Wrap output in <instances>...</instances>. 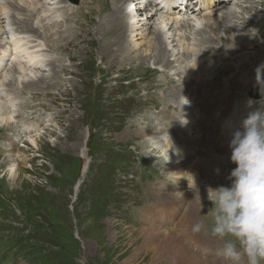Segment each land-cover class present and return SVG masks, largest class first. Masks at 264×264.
I'll return each instance as SVG.
<instances>
[{
	"label": "rangeland",
	"instance_id": "1",
	"mask_svg": "<svg viewBox=\"0 0 264 264\" xmlns=\"http://www.w3.org/2000/svg\"><path fill=\"white\" fill-rule=\"evenodd\" d=\"M37 1V6L33 3V13L40 12L33 26L36 28L35 36H40L34 38L33 33H29L28 40L34 38L38 42L41 39L46 43V37L41 36L45 30L47 40L52 39L65 49L61 46L53 48L51 42L44 48V53L54 61L52 66L47 64L40 70L48 76V80L39 81V84L44 87L48 84V91L30 92L19 84V88L15 86V91L10 92L9 87H12L8 84L5 91L8 94L0 95L4 102L0 104L1 111L3 108L11 111L15 108L14 113L17 114L12 122H2L0 127V264H175L174 256L160 246L162 238L157 237L154 243H146L142 239V230L150 227L151 230L156 228L163 236L171 229L180 237L176 245L187 247L196 255L199 259L197 264H230V261L217 255L223 242L207 231L211 223L208 190L210 192L209 188L219 185L228 186L231 183L229 173L236 167L229 161L230 149L223 153L206 152L202 155L198 152L191 156H200L208 160L212 168L219 170L214 174L215 179L205 181L202 178L209 175L210 170L206 173L205 169L209 167L202 168L200 174L204 175L201 178L203 181L200 179L196 181L197 185H193L197 189H185L186 193L192 194L190 198L193 197L189 202L197 201L196 218L204 227L199 232L181 235L188 232L187 229L181 231L177 225L184 224L180 218L186 208L175 209L174 202L166 194L165 185L173 178L169 160L164 162L170 151L159 150L160 147L167 148L161 141L162 135L169 132L164 129L167 122L165 113L169 111L175 117L176 123L172 125L178 129L177 134L182 135L179 130L182 129L185 110H181L182 106L179 110L176 108L181 105V98L175 101L170 97L169 100L165 95L174 89L177 81L172 83L171 77L178 79L173 71L179 70L186 80L195 81L191 85L198 89L200 97L210 92L211 96L206 100L197 99L191 103L196 105V110H200L206 104L215 103L213 96L216 90L230 88L228 79L232 75L223 68L233 69L235 66L234 70H237V63L241 60L249 63V69L238 76L242 78L249 76L251 67L255 69L261 64L259 59L264 63V0H252L256 7L244 8L245 12L241 10L243 7L236 5L242 0L234 4L229 1L230 5H224L222 10H239L242 19H245L244 23L240 20L236 23L233 19L235 22H227V25L223 21L225 32L233 38L232 42L224 34V42L216 41L211 46H197L196 40H193L195 45L186 42L181 50L194 48L195 56L191 55L190 61L184 62L182 60L187 58L169 61L167 56L171 68H166L165 60L156 61L150 47L147 49L151 27L145 35L132 38L127 33L122 46L112 45L113 48L106 50L100 45L101 39L109 37L113 40L124 32L123 27L126 26L121 13L123 20L119 27L110 29L107 36H101L97 31L99 20L113 8L108 0H97L94 5L84 8L80 0L77 4L72 0ZM26 3L20 2L19 7L30 10ZM122 4L123 0L119 2V5ZM20 13L25 16V12ZM206 15H210L209 12L200 16L204 22L207 21ZM41 17L53 18L43 21L44 30L40 24ZM51 24L54 26L49 32L46 29ZM53 32L55 35L52 38ZM238 32L248 36L237 37ZM60 33L66 34L68 39L65 35L59 39ZM2 36L0 43H5L6 39ZM193 37H199L196 31ZM152 42L153 45L159 44L156 39ZM252 49L259 53L257 59L249 60L247 56ZM192 63L198 64L197 69ZM202 69L206 70V76ZM163 70L171 77L160 74ZM183 70L186 71L183 73ZM194 70V77L193 74H185ZM198 72L200 76L211 79L204 81L207 85L201 81ZM37 86L34 88H39ZM245 94L230 103L234 118L254 106L255 103L249 104L244 99H264L256 83H250ZM217 99L222 98L219 96ZM189 112L191 114V110ZM245 117L244 114L243 119ZM214 120H209L211 126L215 124ZM25 126L33 131H25ZM151 128H155V133L147 134L146 131ZM32 139L36 140L35 145ZM11 140L15 145L12 149L8 145ZM9 160L19 164L14 178L7 175ZM155 202L165 210L164 213L152 209Z\"/></svg>",
	"mask_w": 264,
	"mask_h": 264
},
{
	"label": "bare ground",
	"instance_id": "2",
	"mask_svg": "<svg viewBox=\"0 0 264 264\" xmlns=\"http://www.w3.org/2000/svg\"><path fill=\"white\" fill-rule=\"evenodd\" d=\"M22 1L28 2L26 4L29 5L30 10H24L19 7L20 2L22 3ZM53 1H56V0H53ZM96 1L97 0H85V1L80 0L81 3L83 2V8L86 6L94 5ZM108 1L113 6V8L110 10V13H107L104 17L101 18V20H99L100 23L97 25V31L101 34V36H107L106 33L110 31V29L112 31L113 28L119 27L121 19L123 20V17H122L123 15L125 17L126 26L123 27L124 32H122V34L121 33L118 34L117 36L115 35L116 37H114L113 40L109 39V37L108 38L106 37V39L104 40L101 39L100 45H103V47L106 50L107 49L109 50L110 47L113 48L112 45L122 46L124 43L122 41L125 38L124 36H126L127 33H128V36L131 35V37L133 38L134 36L145 35L146 31L148 30V27L149 28L151 27L152 29L150 32L151 38L150 40H148L147 49L150 47L149 49H151V53H153L156 61L157 59H159V62L165 60L164 65L166 66V68L170 67L169 61L171 59L173 61V59L178 60L181 58H187V59H183L182 62H184L185 60L187 61L188 59L190 61L191 55L195 54L193 51L194 48L192 47L193 48L192 50L182 51L181 50L182 46L186 42L187 44L189 43V45H192L193 40H196L198 42L197 46H200L202 44L203 45L209 44L211 46V44L216 43V41L224 42L225 38H227L228 41L232 42L233 38L230 35H227V33L225 32L223 23L226 22L225 25H227V22L228 24H233L235 22L233 21V19H236L237 21L236 23L240 21L244 23V20H245V19L243 20L241 17L242 13H238L239 10L236 12L232 9L231 10L227 9L225 11L222 10L223 7H225L224 5H230L229 1H232V3L234 4L238 0H227V1H223V0H168L169 2H171V5H172V7L170 6L169 8H165L157 0H146V3H143L142 0H123L122 6L119 5V2L122 0H108ZM37 2H38L37 0H0V39H2L1 38L2 35H3L2 36L3 39L4 38L6 39L5 43L4 42L0 43V95L8 94L7 92H5L6 89H8V86H7L8 84H10L11 87L13 88L12 89L9 87L10 92L15 91L14 90L15 86L19 88L20 86L19 84H21L22 87L25 88L26 90L27 89L30 90V92L31 90H38L35 92L48 91L46 90V88L48 87V84H46L45 87L39 84V81L42 82L44 80H48V76H45L44 74H42L40 70L42 67H45V65L47 64L52 66L53 65L52 62L54 61L50 57V55H47L44 53L45 51L44 48L47 47V43L49 44L50 42H51L50 46H53V48L55 47L56 49H59L61 45H57V43L54 42V40L52 41V39L47 40L46 33L44 32L45 26H44L43 21L46 22V20L53 19L49 17H46L44 19L41 17L42 19L40 20L41 27L44 30L43 35L41 34V36H45L47 42L46 43L41 42L42 41L41 39L40 41L37 42V40L34 39L35 37L40 36V35L35 36L36 28H34L33 26V23L34 24L37 23V22L35 23V21H37L36 19H38L39 12H40V11H36L37 13H33L34 12L33 6ZM241 2L245 4V6H243L242 3L237 4L238 2L236 3V5L239 8L243 7L241 8V10L244 12L246 11L244 8L251 9L253 7H256L255 4L252 2V0H242ZM51 4H54V3H51ZM169 5L170 4H168V6ZM130 6L134 7L135 14L128 16V13H130V11H128L127 8ZM51 8L53 9V7ZM118 8H120L121 10L120 13H118ZM52 9H50V12L52 11ZM208 9H212V10L206 11ZM68 11H69V14H72L70 10ZM215 11L216 13H214ZM20 12H25V16L23 13H20ZM208 12L210 15H206L208 16L207 21L204 22V20L200 16ZM121 13L123 14L122 16H121ZM18 14L22 15V17H20ZM51 25L52 26L47 27L46 29L49 32L52 31L51 28L54 26L53 24ZM97 31L95 32L96 34L98 33ZM194 31H196V34L199 36L198 38L193 37ZM208 31H210L209 32L210 34L208 33ZM213 32L215 33L213 34ZM29 33L31 34L33 33V36H34L33 39L29 38L28 40ZM211 33L213 35H211ZM51 35H52L51 37L53 38L55 33L53 32ZM63 35L66 36V34L64 33L58 34V38L59 39L63 38ZM243 36H248V35H243V34H240L239 32L237 33V37H243ZM65 38H67V36ZM117 39L120 41H117ZM155 39L157 40V42H159L158 49H157L158 46L153 45L154 42H152ZM235 39L236 38H234V40ZM68 41H71V40H68ZM134 44H136V41L134 42ZM61 47L65 49V46H61ZM222 47H224V45ZM201 51H204V49L199 50V52ZM155 52L157 53L155 54ZM257 53L259 52L256 49H252V53H249L247 56L248 59L249 60L257 59ZM196 55H200V54H196ZM167 56L169 57V61L167 59ZM259 61L262 64V60L259 59ZM196 62L197 61L195 60L194 63ZM194 63H192L194 65V69H197L196 67H198V64L196 65ZM237 65H236L237 70H234L235 66L233 67V69L229 67L223 68V70L227 69L229 71L228 74L232 75V77L228 79V82L230 83V88L225 91H222L220 88L216 90L217 92L213 96L214 100H216L215 103L206 104L204 107L200 108V110H196L197 108L196 105L192 106L191 103H194V101L197 99L206 100L207 97L211 96L210 92L206 94H202L200 92L202 94V96L200 97L198 89L193 88L191 85L195 81L186 80L185 77L181 75L179 70L173 71L174 72L173 75L178 76V79L176 80L173 77L169 76L170 74H168L166 70H163L160 72V74L163 73L171 77L173 79L172 83L173 81L174 82L177 81L176 84H174L175 86L174 89H171V92L166 94L165 96L166 97L168 96L167 99L169 100H171L170 97H172L175 101L181 98L180 99L181 105L177 103L178 106L176 108L179 110V108L182 106L183 108L181 110H185L184 119H182L181 121L182 129L179 130L182 133V135L177 134L178 129L176 130V128L172 125L176 123L175 117L171 115L169 111L165 113L164 116L166 117L165 119L167 122L164 123V129L168 130L169 132L162 135L163 138H161V141H163V147L165 148L164 145H166L167 148L163 149L162 147H160L162 150L161 149L159 150L161 152L163 151L167 152L168 150L170 151L168 160H169V164L172 166L171 173L173 174V178L169 179V183L165 185V188H166L165 190L167 191L166 194L170 196L169 198L172 200L171 202H174L175 209L179 211V210H182L184 207L186 208L185 213H183L180 218V222L183 221L184 224L180 223L177 225L179 227L178 229H180L181 231L185 232L187 229L188 232L181 233V235H185L186 233H191L192 231L196 232L195 226L198 223L197 218H196L198 214L196 215V212H195V208H196L195 205L197 204V201L194 200L192 203H190L189 199L191 200L193 198V197L190 198L192 194L186 193L185 189L186 188L188 189L191 188L195 190L197 189L193 185L196 184V181L199 182V180L204 176L203 174H200L201 173L200 170L202 168L209 167L208 170L205 169L206 173H208V171L210 170L209 175H206L205 177L202 178V179H205V181L207 180L209 181V179H215L214 174L215 172H217V170H219L218 168H212L208 160L205 161L204 158H201L200 156L196 158H192L191 156L194 153H198V152L204 155L206 154V152H211L213 154V153H223L227 151V149H229L228 143L230 139V134L240 128V125H241L240 121L243 120V115L245 114L247 116L250 112L255 111V110H264V99L263 100L254 99L252 100V103H255L254 106L249 107L247 110H243V112H241L238 118H234L233 113L230 111L231 101L233 99H238V98L245 96L246 95L245 92L247 91V88L250 86V83H255V78H253V74L255 73L254 67H251V72L249 76L238 78L241 72L243 70L244 71L248 70L249 69L248 67L251 65H249V63L243 62L242 60L240 61V63H237ZM185 71L183 70V73ZM202 71L205 72V76H206L207 74L206 70L202 69ZM194 72L195 70L187 71L185 74H188L189 76L193 74V77H194ZM57 73H54V75H56ZM157 73H158V70H157ZM198 75H199V72H198ZM200 77H201V81H203V83L206 85L207 83H205L204 81L211 80V79H206V77L204 76H200ZM262 78H264V72H262ZM35 86L39 88H34ZM219 96L222 99L218 100L217 97ZM2 99H3V96H1L0 98V104L4 103ZM184 100H186L187 102L183 103ZM244 101L248 102L249 100L244 99ZM12 105H15V104H12ZM26 106H28V104H26ZM185 106H190V107L188 108ZM14 109L11 111L8 108H3V112L0 109V127H2L1 126L2 122L4 124L12 122L13 118L16 117L17 114L14 113L15 112ZM189 110H191V114ZM217 111H219L218 114H216ZM167 119H169V122ZM213 119H215L214 120L215 124L211 126V124L209 123V120L212 121ZM212 128H215L216 130H212ZM183 130L185 131V133L183 132ZM25 131L30 132L33 130L31 128L28 129V127H26ZM146 133L154 134L155 128L154 130H152V128L148 129ZM28 134H32V133H28ZM190 134L191 135L194 134L195 136L191 137L189 136ZM136 135L139 136L140 133H136ZM170 141L173 147H170ZM31 142L33 145L36 144L35 139H32ZM8 145L9 147L11 146L10 149L14 148L15 147L14 140L9 141ZM174 149L178 150V154L176 151H174ZM203 151H205V153H203ZM230 152L228 150V153ZM163 156L164 155H162V157ZM17 165L19 164L14 163V161L10 162L8 165V169H7V175L12 176L14 178L18 171ZM220 172L222 173V170H220ZM202 173H205V172H203L202 170ZM223 173H225V171ZM190 182H191V187L189 186ZM200 185L199 186L202 188V184ZM152 190L153 192L158 194L155 188H152ZM174 194L177 197L174 196ZM197 198L199 199V197H196V199ZM163 199H164V196H163ZM184 202H186L185 206H184ZM152 209L161 211V213L165 212V210H163L160 207V205H158L156 202L153 203ZM166 211H169V209ZM166 216L170 217L171 215H166ZM164 220L166 221V219ZM152 227H155V225ZM165 229L166 228H164L163 230ZM142 231L143 232H141V235H142L141 237L144 241H146V243H154L157 240V237L162 238L160 240L161 241L160 246L163 248H166L168 252L171 254V256H174L175 259L173 260L175 261V264H197V261H199L196 255L191 253L187 247L176 245L178 243V240L180 241V237H177V235L173 231H171V229L165 232V236H163L161 232L157 231L156 228L154 230H151V227H150Z\"/></svg>",
	"mask_w": 264,
	"mask_h": 264
},
{
	"label": "clouds",
	"instance_id": "3",
	"mask_svg": "<svg viewBox=\"0 0 264 264\" xmlns=\"http://www.w3.org/2000/svg\"><path fill=\"white\" fill-rule=\"evenodd\" d=\"M254 71L264 98V63ZM228 147L236 167L229 173L228 186L208 190L211 223L207 231L223 242L217 255L230 264H264V110L252 111L241 121L230 134ZM203 227L198 222L195 230Z\"/></svg>",
	"mask_w": 264,
	"mask_h": 264
},
{
	"label": "water",
	"instance_id": "4",
	"mask_svg": "<svg viewBox=\"0 0 264 264\" xmlns=\"http://www.w3.org/2000/svg\"><path fill=\"white\" fill-rule=\"evenodd\" d=\"M72 2H73L74 4H77V3H78V0H72Z\"/></svg>",
	"mask_w": 264,
	"mask_h": 264
}]
</instances>
